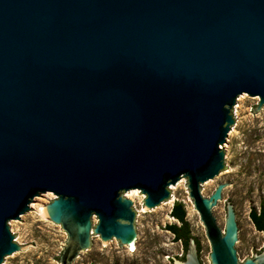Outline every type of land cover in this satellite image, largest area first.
<instances>
[{
    "label": "water",
    "instance_id": "1",
    "mask_svg": "<svg viewBox=\"0 0 264 264\" xmlns=\"http://www.w3.org/2000/svg\"><path fill=\"white\" fill-rule=\"evenodd\" d=\"M248 95L261 116L264 0H0V264L34 250L16 225L54 195L60 264L101 250L97 236L139 250L144 217L128 195L158 214L186 180L211 263L240 264L242 199L205 186L232 171L224 150ZM201 262L192 236L175 264Z\"/></svg>",
    "mask_w": 264,
    "mask_h": 264
},
{
    "label": "rangeland",
    "instance_id": "2",
    "mask_svg": "<svg viewBox=\"0 0 264 264\" xmlns=\"http://www.w3.org/2000/svg\"><path fill=\"white\" fill-rule=\"evenodd\" d=\"M262 106L248 95L238 113L242 128L224 150L232 154V171L219 184L205 186V196L208 197L224 184L223 195L229 190L228 202L234 207L242 199L240 215L245 238V243L240 247L242 261L252 255L251 245L258 246L264 241L263 234L255 230L250 220L252 213L264 210V113L261 116L258 114ZM173 190L178 197L176 203L184 206L191 234L203 248L205 264H212L211 244L190 197L188 180ZM140 196L144 195L140 192ZM140 196L132 198L144 217L141 232L146 238L139 250L130 253L120 243L114 249L97 236L101 250L88 252L80 264H175V261H182L183 246L167 228L171 225L180 227V223L172 217L176 203H167L158 214H153L144 207V200L141 201ZM54 199L51 197L37 205V214L27 225H16L21 248L32 245L34 250L14 257L9 264H60L59 258L65 250L68 235L61 225L41 214V209ZM228 202L216 214L224 220L225 226Z\"/></svg>",
    "mask_w": 264,
    "mask_h": 264
},
{
    "label": "flooded vegetation",
    "instance_id": "3",
    "mask_svg": "<svg viewBox=\"0 0 264 264\" xmlns=\"http://www.w3.org/2000/svg\"><path fill=\"white\" fill-rule=\"evenodd\" d=\"M255 213V212H254ZM251 214V217H250V220L255 228V230L258 232V233H261L263 234L264 236V216H263V212L262 210H260V212L256 215V218H254L253 214ZM173 218H175L174 216H172ZM179 223H180V226H182V222L178 219V218H175ZM186 229H184L183 231H180L178 234H179V239L177 240V234L171 232L173 235H174V239H176L178 242H180L183 246V249H184V253L182 255V260L184 261L185 260V256H186V251H187V243H186V240L188 242V240L190 239H187L188 237L186 236ZM225 234V232L223 233ZM193 235L191 234V237ZM196 239V238H195ZM196 242L198 244V254H199V260L201 262V259H200V244L198 242V240L196 239ZM251 251H252V255L248 258H246L245 260H243L242 262H240V264H243L247 259H255V257L257 255H260L264 252V241H261L260 242V245H251ZM238 256V255H237ZM202 264V262H201Z\"/></svg>",
    "mask_w": 264,
    "mask_h": 264
},
{
    "label": "trees",
    "instance_id": "4",
    "mask_svg": "<svg viewBox=\"0 0 264 264\" xmlns=\"http://www.w3.org/2000/svg\"><path fill=\"white\" fill-rule=\"evenodd\" d=\"M263 212V216H264V210H262ZM258 213H254L253 216L254 218H256V215ZM172 216H174L175 218H178L181 222H182V226L178 227L176 225H171V226H168V230L177 234V240L180 238L179 237V232L180 231H183L184 229H186V236L188 237L187 239L191 238V232H190V229H189V224L187 223L186 221V211L184 209V206L182 203H176L174 208H173V211H172ZM186 243H187V240H186Z\"/></svg>",
    "mask_w": 264,
    "mask_h": 264
},
{
    "label": "bare ground",
    "instance_id": "5",
    "mask_svg": "<svg viewBox=\"0 0 264 264\" xmlns=\"http://www.w3.org/2000/svg\"><path fill=\"white\" fill-rule=\"evenodd\" d=\"M128 196L130 198H137V197L140 196V193L129 194ZM54 198H55V196H52V199H54ZM140 198H141V201H142V200H145L146 197H144V196L141 197L140 196ZM41 214H42L43 217H45V216L47 217L48 216L46 208L41 209ZM129 252L130 253H135L136 250H129Z\"/></svg>",
    "mask_w": 264,
    "mask_h": 264
}]
</instances>
